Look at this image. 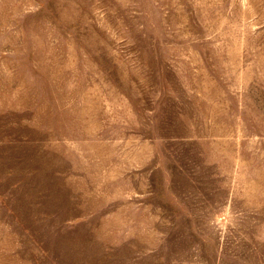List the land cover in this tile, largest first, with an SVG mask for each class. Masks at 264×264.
I'll return each instance as SVG.
<instances>
[{"label": "rangeland", "instance_id": "rangeland-1", "mask_svg": "<svg viewBox=\"0 0 264 264\" xmlns=\"http://www.w3.org/2000/svg\"><path fill=\"white\" fill-rule=\"evenodd\" d=\"M0 264H264V0H0Z\"/></svg>", "mask_w": 264, "mask_h": 264}]
</instances>
